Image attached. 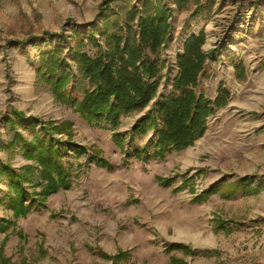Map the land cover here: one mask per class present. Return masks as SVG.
<instances>
[{
  "label": "rangeland",
  "instance_id": "1",
  "mask_svg": "<svg viewBox=\"0 0 264 264\" xmlns=\"http://www.w3.org/2000/svg\"><path fill=\"white\" fill-rule=\"evenodd\" d=\"M138 1L0 0V164L13 170L35 166L19 145L7 146L16 132L32 139L28 121L6 125L13 111L46 124H68L71 145L86 150L77 155L65 134L55 135L66 150L70 188L51 194L43 209L24 218H12L3 199L7 180L0 176V221L14 223L0 232V264H114L99 253L113 257L119 252H128V259L117 264H170L171 256L185 264H264V0H195L181 10L165 0L173 9L171 39L161 53L168 78L176 74L175 55L185 38L203 29L208 54L204 92L213 99L223 82L230 99L208 119L201 139L162 159L131 157L124 165L113 132L88 125L56 102L36 75L38 57L53 47L64 49L66 63L77 74L62 37L69 41L74 27L86 33L88 26L101 30L107 20L123 24ZM197 5L201 10L195 14ZM86 86L83 81L78 92ZM169 90L167 82L162 92ZM144 113L122 117L118 131L128 147L131 143L152 153L154 131L128 139ZM93 155L111 168L91 162ZM30 184L24 186L32 192ZM212 186L214 193L196 200ZM170 244L213 254H167Z\"/></svg>",
  "mask_w": 264,
  "mask_h": 264
},
{
  "label": "trees",
  "instance_id": "2",
  "mask_svg": "<svg viewBox=\"0 0 264 264\" xmlns=\"http://www.w3.org/2000/svg\"><path fill=\"white\" fill-rule=\"evenodd\" d=\"M115 1L118 0H109L108 5ZM171 3L181 10L196 1L171 0ZM169 6L165 0H139L137 7L129 9V17L123 24L107 20L101 30H90L88 26L89 32L86 33L72 28L69 41L62 39L72 53L71 60L77 74L66 63L61 47H53L37 60L36 75L49 86L56 102L72 109L88 125L108 127L113 132L112 141L124 155V165L131 157L147 162L191 147L204 136L208 119L226 107L230 99L223 82L218 85L213 99L204 92L202 80L208 76V54L204 51L206 34L203 29L185 38L181 50L175 55L176 74L171 80L168 78L170 70L165 67L161 53L171 39L173 9ZM199 6L195 14L201 10ZM235 68L243 71L242 66ZM83 81L87 86L78 92ZM167 82H170V90L164 94L162 91ZM143 111L144 115L131 128L128 139L154 131L152 153L148 149L132 148L131 143L128 147L127 137L118 131L122 117ZM11 117L6 120V125L23 126V121L29 122L32 139L25 140L16 132L7 144L8 148L19 145L24 159L35 164L22 170L0 164V176L6 178L9 189L3 199L12 218L17 220L43 209L51 194L70 188V173L63 161L66 150L55 135L65 134L67 145L77 155H85L86 150L71 145L72 133L66 123L46 124L16 111ZM36 127H39L37 131ZM93 156L89 159L91 162L111 168L104 159ZM34 175L37 176L36 182ZM158 181L162 186L170 184L167 179L159 178ZM24 184H30L32 192ZM245 184L236 183L235 186ZM212 188L196 200H205L214 193ZM12 225L14 223L10 220H1L0 232L5 233ZM218 228L223 225L218 224ZM165 250L167 254L173 251L202 256L213 254V251H193L182 244H170ZM99 256L117 264L128 259V252H119L113 257L99 253ZM169 263L185 264L173 256Z\"/></svg>",
  "mask_w": 264,
  "mask_h": 264
},
{
  "label": "bare ground",
  "instance_id": "3",
  "mask_svg": "<svg viewBox=\"0 0 264 264\" xmlns=\"http://www.w3.org/2000/svg\"><path fill=\"white\" fill-rule=\"evenodd\" d=\"M179 233V232H178ZM187 238H190L191 240H195V242H197L196 238L193 236H187Z\"/></svg>",
  "mask_w": 264,
  "mask_h": 264
}]
</instances>
